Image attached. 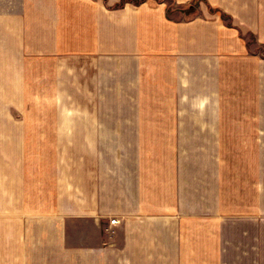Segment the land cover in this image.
I'll list each match as a JSON object with an SVG mask.
<instances>
[{"label": "crops", "instance_id": "1", "mask_svg": "<svg viewBox=\"0 0 264 264\" xmlns=\"http://www.w3.org/2000/svg\"><path fill=\"white\" fill-rule=\"evenodd\" d=\"M136 2L0 0L3 264H264V0Z\"/></svg>", "mask_w": 264, "mask_h": 264}, {"label": "rangeland", "instance_id": "2", "mask_svg": "<svg viewBox=\"0 0 264 264\" xmlns=\"http://www.w3.org/2000/svg\"><path fill=\"white\" fill-rule=\"evenodd\" d=\"M135 3H137L136 2V0H133ZM166 2H167V5H168V11H169V15H173L172 14V8L174 7V4H173V2H168V0H166ZM191 7H189V8H187L186 10H189L188 11V15L187 16H189V14L190 13H195V11H196V7L198 6V2L197 3H191V5H190ZM192 15V14H191ZM259 53H261V55H264V47H260V48H258V50H257ZM0 257H3V255L2 254H0ZM0 264H3L2 263V261H1V259H0Z\"/></svg>", "mask_w": 264, "mask_h": 264}, {"label": "built area", "instance_id": "3", "mask_svg": "<svg viewBox=\"0 0 264 264\" xmlns=\"http://www.w3.org/2000/svg\"><path fill=\"white\" fill-rule=\"evenodd\" d=\"M110 223H111V224L115 223V220H110Z\"/></svg>", "mask_w": 264, "mask_h": 264}, {"label": "trees", "instance_id": "4", "mask_svg": "<svg viewBox=\"0 0 264 264\" xmlns=\"http://www.w3.org/2000/svg\"><path fill=\"white\" fill-rule=\"evenodd\" d=\"M194 3H197V1H194Z\"/></svg>", "mask_w": 264, "mask_h": 264}]
</instances>
